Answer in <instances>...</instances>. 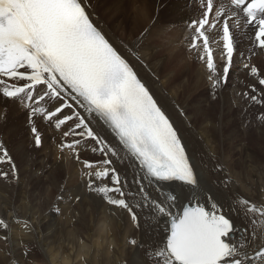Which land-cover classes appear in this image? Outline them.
<instances>
[{"label": "snow or ice", "instance_id": "snow-or-ice-1", "mask_svg": "<svg viewBox=\"0 0 264 264\" xmlns=\"http://www.w3.org/2000/svg\"><path fill=\"white\" fill-rule=\"evenodd\" d=\"M193 12L185 47L213 95L239 66L255 78L241 95L264 105V71L252 63L264 54V0H196ZM147 31L131 44L110 36L93 0H0V119L9 105L24 110L36 149L44 142L39 125L52 129L58 159L77 164L89 198L139 232L127 239L142 253L139 264H264V187L253 196L232 192L229 173L215 165L232 193L225 209L206 186L172 114L136 70ZM88 150L100 159L82 157ZM0 165L8 166L0 180L18 182L2 142ZM22 227L30 230L29 222ZM9 228L0 218L5 244ZM79 244L83 264L94 248L112 247L103 235Z\"/></svg>", "mask_w": 264, "mask_h": 264}, {"label": "bare ground", "instance_id": "bare-ground-1", "mask_svg": "<svg viewBox=\"0 0 264 264\" xmlns=\"http://www.w3.org/2000/svg\"><path fill=\"white\" fill-rule=\"evenodd\" d=\"M195 3L196 0H93V8L105 31L128 44L148 29L139 44L144 63L137 64L136 70L172 114L180 133L188 141L206 186L218 192L214 193L227 209L232 193L224 188L214 166L222 165L229 173L234 182L232 192L239 190L246 196H253L264 187V163L252 152L253 146L264 151V121L255 118L251 122L252 103L241 95L255 83L254 77L246 76L238 66L239 70L230 71L228 84L231 87L225 85L213 95L204 70L186 51L187 19L195 14ZM164 33L170 34L172 41L166 42ZM252 59L258 63V68L264 64V54ZM191 64L197 65L195 70L191 69ZM237 76L240 78L236 79ZM245 83L249 84L248 89ZM197 94H201V98L196 101L193 96ZM178 105L185 116L177 114ZM207 108L215 111L214 115L207 114ZM225 110L241 119L243 134L232 129L231 121L224 116ZM6 111L7 118L0 119V142L14 157L19 180H0V218L10 224L9 245L4 246L5 242L0 240V245H3L0 247V264H83L79 255V239L82 237L92 244L96 237L102 235L107 237L112 247L110 249L106 244L102 249L94 248L88 264H139L141 251L127 243L134 233L139 239V232L130 223L111 216L108 206H101L95 198H89L77 164L72 159H58L59 154L50 139L52 129H46L43 123L39 125L44 142L42 148L36 149L24 110L9 105ZM262 112L264 115V110ZM250 122L255 127L251 132ZM248 125L249 130L245 128ZM247 140L249 144L245 143ZM28 155L31 163L26 161ZM81 156L90 160L100 159L90 150L82 151ZM35 166L38 167L36 172ZM7 169V165H0V170ZM37 190L38 198L34 195ZM56 192L57 198L53 196ZM73 195L82 199L75 202ZM61 196L64 199H58ZM28 199L47 201L48 208L40 215L28 212L29 217H24L20 209L26 204L23 201ZM56 206L60 208L59 213L55 211ZM14 218L21 223H14ZM24 220L29 222L30 230L22 227ZM106 227L111 231L110 236L105 232ZM26 250L30 252L27 258L23 255Z\"/></svg>", "mask_w": 264, "mask_h": 264}, {"label": "rangeland", "instance_id": "rangeland-1", "mask_svg": "<svg viewBox=\"0 0 264 264\" xmlns=\"http://www.w3.org/2000/svg\"><path fill=\"white\" fill-rule=\"evenodd\" d=\"M164 26H166L165 24H164ZM168 32H171V31H168ZM165 35V36H164ZM163 37H165V41L166 42H169V41H172V38H170V34H166V33H164L163 34ZM165 51V50H164ZM166 52H168L167 50H166ZM166 52H164V53H166ZM181 54H182V52H180ZM261 58H262V56H261ZM253 60V59H252ZM262 63H263V60H262ZM253 64L254 65H256L257 67H258V63H256V61H254L253 60ZM192 66H194V68L191 66V69H193V70H195L196 69V64H191ZM259 68L261 69V68H264V64H261V65H259ZM170 70H172V69H170ZM243 70V69H242ZM262 70V69H261ZM177 73H179V72H177ZM238 78H240L239 76H237L236 77V79H238ZM234 80V79H233ZM239 83V82H238ZM248 83H245V87H246V89H248ZM227 87L229 88V87H231V85L230 84H228L227 83ZM259 87V86H258ZM248 91H250V89H248ZM200 92V91H199ZM209 94V93H208ZM201 94H197V95H195V96H193V97H196V101L198 100V99H200L201 97ZM193 97L191 98V99H193ZM247 100V99H246ZM249 100H247V102H248ZM251 111H250V115H249V117H250V119H251V122H252V120H255V118L257 119V118H260L261 116H262V114H263V110H264V105H255V104H251ZM254 106V107H253ZM256 106V107H255ZM258 107V108H257ZM210 109L211 108H207V114L209 113V114H211V115H214V112L215 111H210ZM253 110V111H252ZM255 111V112H254ZM235 113V112H234ZM238 113V112H237ZM252 114V115H251ZM224 116L228 119V120H230L231 121V125H232V129L235 131V130H238V131H240L242 134H243V131H242V128H241V119L240 118H238V117H236L235 115H233V114H229L226 110L224 111ZM252 116V117H251ZM254 117V118H253ZM249 123V125L251 126H245V128L246 129H248L249 127H250V129H252V130H250L249 132H251V131H253V129L255 128L254 127V125L252 126V123ZM249 130V129H248ZM244 136V135H243ZM246 138H247V136H245ZM245 143L246 144H249L250 143V141L249 140H247V141H245ZM251 144H255L253 141H251ZM227 149H228V147H226ZM225 148V149H226ZM226 149V150H227ZM252 152L256 155V156H258V158L257 159H259L262 163H264V151H261L257 146H253V148H252ZM30 154V153H29ZM95 156H97V155H95ZM13 159H14V157H12ZM28 159V160H27ZM30 157H29V155L26 157V161H29V163H31L30 162ZM237 161H240V158L239 157H237ZM36 167V166H35ZM38 167H36L35 168V171L34 172H36V171H38V169H37ZM37 169V170H36ZM213 187V186H212ZM213 188H215V187H213ZM216 189V188H215ZM40 190V189H39ZM213 192H215V193H218V192H216V191H214V190H212ZM40 192V191H39ZM56 194V195H55ZM35 197L36 196H38V190L37 191H35ZM53 196H55L56 198H57V192L56 193H54L53 194ZM36 198H38V197H36ZM47 200V199H46ZM43 201V200H42ZM42 201H34V200H32V201H29V199L28 200H24L23 202H25L26 204H24V205H22V208L20 209L21 210V213L24 215V217L27 215V217H29V214L30 215H33V213H34V215H36L37 216V213H38V215H40L43 211H45L47 208H48V202L47 201H44L43 203H42ZM30 202V203H29ZM38 204V205H37ZM41 204H43V205H41ZM47 204V205H46ZM28 207H27V206ZM36 205V206H35ZM26 206V207H25ZM41 206V207H40ZM34 209H33V208ZM40 208V209H39ZM43 209V210H42ZM37 210H39V211H37ZM28 212H30V213H28ZM41 212V213H40ZM22 215V216H23ZM3 241V240H2ZM9 245V243L8 244H6V245H4V246H8ZM3 247V245L1 244L0 245V247ZM1 247V248H2ZM34 264H37V263H34Z\"/></svg>", "mask_w": 264, "mask_h": 264}]
</instances>
